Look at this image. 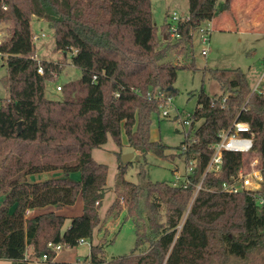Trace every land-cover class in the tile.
I'll list each match as a JSON object with an SVG mask.
<instances>
[{"label": "trees", "instance_id": "obj_1", "mask_svg": "<svg viewBox=\"0 0 264 264\" xmlns=\"http://www.w3.org/2000/svg\"><path fill=\"white\" fill-rule=\"evenodd\" d=\"M224 11H233L232 0H190V15L178 21L173 37L170 23L157 33L151 0H0V22H13L0 46L8 68L1 82L10 95L6 103L0 99V259L28 264L26 251L31 246L34 258L48 254L45 264L105 261L100 256L102 242L92 246L91 263L59 261L50 247H76L101 228L108 166L98 162L92 151L106 144L110 135L122 146L124 128L134 150L167 155L168 145L151 138L152 116L160 113L155 92L177 93L179 69L196 65L194 30ZM34 17L50 23L57 49L75 51L72 63L83 71L80 79L63 85L64 97L59 100L49 98L46 88L50 71L57 66L34 57ZM172 51L189 63H172ZM211 74L223 93L201 92L193 112L191 133L196 141L189 144L188 153L200 157L201 163L191 175V184L141 185L123 180L120 199L113 206L121 210L120 200L124 202L137 242L132 256L120 259L122 264H207L211 255H219L213 245L216 236L225 252L240 258L254 249L264 251V205L257 203L255 194L220 191L225 181L250 171L252 154L264 173V92L253 91L241 68L211 69ZM236 119L250 124L253 149L226 151L221 174H208L203 189L195 194L213 155L211 145ZM10 143L16 148L10 149ZM10 166L17 177H12ZM53 171L62 175L28 179ZM74 172L80 173V179L72 178ZM260 192L264 194V186ZM79 196L83 212L65 230L64 214L28 213L48 206L61 209L75 204ZM233 207L240 208L241 222L232 228L221 220Z\"/></svg>", "mask_w": 264, "mask_h": 264}, {"label": "rangeland", "instance_id": "obj_2", "mask_svg": "<svg viewBox=\"0 0 264 264\" xmlns=\"http://www.w3.org/2000/svg\"><path fill=\"white\" fill-rule=\"evenodd\" d=\"M260 1L256 2V5L254 4L252 8H258L263 13L258 26H250V23L247 24V21L242 19L239 21V15H236L235 18L233 14H236L234 6L236 8L235 3L237 1L233 0L232 12L224 11L221 15L213 17L212 19H216L215 25L209 22L212 19L201 25V27H207L208 25L210 28L208 31H203L202 29L194 30V55L196 65L194 68L179 69L178 77L174 84V89L177 90V93L173 95L168 105L166 101L161 106L162 108L160 107L159 114L152 116L151 138L155 141L161 140V142L168 145L166 156H159L154 152L142 154L134 150L128 144V138L124 128L121 134L122 146H118L113 136L110 135L106 144L93 149L92 153L94 158L98 162L108 166L106 196L100 207L101 228H96L93 238L86 239L78 246L64 247L58 253L57 260L68 262H77L80 260L82 263H91V248L101 242L103 243V252L100 256L105 261L99 264H122L121 258L132 256L137 242L135 224L128 216L122 200H120L121 210L113 206L116 200L118 201L120 199L118 196L123 191V180L141 185L148 181H166L172 183L176 174L184 175L186 173L187 162L180 146L186 139L185 133L189 131V126L181 123L180 119L185 118L188 113L195 111L201 92H206L211 96L223 93L219 81L212 77L211 69L241 68L247 73L250 86L253 90L260 83L259 80H261L260 78L264 74V0ZM151 3L153 20L157 26L158 34L162 32L168 23L177 25L178 21L172 19L173 15L181 19L190 15V0H151ZM223 16L230 22L219 23V20ZM229 23L235 28L230 29ZM12 26L13 22L11 20H4L0 22V31L8 34L11 32ZM32 29L33 34L40 35V38L35 41L34 57L39 62H53L57 66L50 71L49 78L46 81L47 96L55 100L62 99L64 97L65 87L63 91H58L57 86L76 81L83 74L82 69L72 63V55L75 51L64 52L57 49L54 29L48 21H38L33 18ZM42 33H45L46 36L42 37ZM205 36L208 37L206 43L203 42V37ZM161 38H159V41L162 40ZM205 48L208 50L207 55H203L202 53ZM169 60L179 65L189 63V59L186 60L184 55L178 54L175 51L169 53ZM7 73V66L3 60H0V99L3 103L8 102L10 98L5 85L1 82V78ZM164 111H168L169 114L167 116L163 115ZM202 122L203 119L199 120L196 126H199ZM11 148L15 149L16 145L13 146V143H10ZM126 154L134 155L127 163H124L123 158ZM12 155L13 152L10 153V161ZM255 156V154L251 155L249 169H251V163ZM122 166L124 167L122 168ZM10 168L13 174L12 177H17L19 173H14L12 166ZM122 169L124 172H121ZM60 175H62L61 171L44 172L35 174L31 178L28 176V179L31 181H40ZM72 178L80 179V173L74 172ZM1 202L2 200L0 199V204ZM144 204L145 199L142 198V208H144ZM42 210L45 212L54 210L64 214L67 217L64 225L65 230L70 226L73 217L82 214L83 200L79 196L73 205L64 206L61 209L56 206H48L42 208ZM28 213L29 215L35 214L30 211ZM240 213L241 210L239 207H233L229 209V213L221 221L228 224V226L232 225L233 228V225H239L241 222ZM162 214V217L165 219V213L163 212ZM217 237L213 240V245L218 246L219 255H211L207 264H212V262L213 264H264L263 250H251L246 258H240L225 252L223 250L224 245L218 242ZM137 254H141V251H137ZM26 258L28 262L30 258L34 259L33 247L28 246ZM0 264L15 263L13 260L0 259Z\"/></svg>", "mask_w": 264, "mask_h": 264}, {"label": "built area", "instance_id": "obj_3", "mask_svg": "<svg viewBox=\"0 0 264 264\" xmlns=\"http://www.w3.org/2000/svg\"><path fill=\"white\" fill-rule=\"evenodd\" d=\"M6 8V7H5ZM173 20L179 21L181 18H178L176 15H173ZM198 29H202L203 31H208L210 28L208 27H201ZM171 34L173 37L177 35V26L172 25ZM42 37L46 36L45 33L41 34ZM4 32L0 31V46L2 45L3 41L5 40ZM40 38V35L33 34L34 42ZM208 41V37H203V42L206 43ZM207 48H205L202 53L203 55H207ZM5 56L4 53L0 51V60H3ZM39 72L43 73L44 69L40 65ZM264 74L260 83L257 84L256 88L253 91L264 92ZM63 85H58L57 90L62 91ZM149 96H152L149 93ZM154 97L158 99L160 103V107L167 101L168 103L172 100L173 96L169 95L166 91L158 90L155 92ZM225 101V98L223 99ZM166 106V105H165ZM164 107V106H163ZM162 108V107H161ZM169 114L168 111H164L163 115L167 116ZM181 123L186 126H189V131L185 133L187 142L183 145L182 154L186 158L187 168L186 173L184 175L176 174L174 181L171 183L173 186H185L187 187L191 184V175L195 172L196 168L200 165V157H195L188 153L189 151V144L191 142H195L196 139L192 136L191 129L194 126L195 115L194 113H188L185 118L180 119ZM254 147V140H253V132L250 124L246 121H240L236 119L231 126L228 128L223 129L219 133V140L211 145V150H213V155L206 166V169L203 174L202 181L196 185V192L203 189V181L208 174H213L215 176H219L223 169V161H224V153L226 151L232 152H241V153H248ZM259 159L255 157L253 162L251 163V169L248 172L241 171L238 176H234L231 180L225 181L221 188V192H225L228 194H236L240 192H247L249 194H255L254 196L257 198V203L260 205H264V194L260 192L264 186V175L262 170L258 167ZM255 192V193H254ZM86 239H82L81 242H84ZM80 242V243H81ZM50 247L57 252V254L65 247L64 245H52ZM48 259V254H44L42 258L37 259H29L30 261L28 264H45L46 260Z\"/></svg>", "mask_w": 264, "mask_h": 264}, {"label": "crops", "instance_id": "obj_4", "mask_svg": "<svg viewBox=\"0 0 264 264\" xmlns=\"http://www.w3.org/2000/svg\"><path fill=\"white\" fill-rule=\"evenodd\" d=\"M235 1H237V3H235L236 4V8L234 6V9L236 11V14H233L235 16V18H236V15H239L240 16L239 21H241V19H242V20L247 21V24L250 23L251 24L250 26H258V24H259V22L261 20V17H262V14L263 13H261V10H259L258 8H255V9H252V8H253L254 4L256 2H259L260 0H235ZM232 4L234 5V3H232ZM245 13H246V15H245ZM230 15L233 16L232 14H230ZM34 19H36L38 21H40V20L42 21L43 20V19H38L36 17H34ZM215 21H216V19L214 18V19H212L209 22H212V24L215 25ZM226 21H227L226 18L223 16L222 19L219 20V23H222V22H225L226 23ZM227 22H230V21H227ZM229 24H230L229 25L230 26L229 27L230 29L235 28L234 26L231 25V23H229ZM34 175L35 174L30 175L29 178L34 177ZM43 211L44 210H42V209H36V210H32L30 212L31 213H37V212L39 213V212H43Z\"/></svg>", "mask_w": 264, "mask_h": 264}, {"label": "water", "instance_id": "obj_5", "mask_svg": "<svg viewBox=\"0 0 264 264\" xmlns=\"http://www.w3.org/2000/svg\"><path fill=\"white\" fill-rule=\"evenodd\" d=\"M20 129H21V125H20ZM133 155H134V154H128V155L126 154V155L124 156V158H123V162H124V163H127V162L130 160V158L133 157Z\"/></svg>", "mask_w": 264, "mask_h": 264}]
</instances>
